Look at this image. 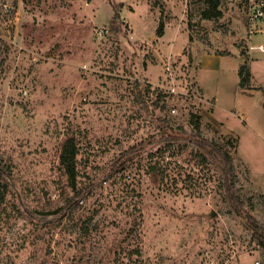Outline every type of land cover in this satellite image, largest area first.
<instances>
[{
    "label": "rangeland",
    "instance_id": "rangeland-1",
    "mask_svg": "<svg viewBox=\"0 0 264 264\" xmlns=\"http://www.w3.org/2000/svg\"><path fill=\"white\" fill-rule=\"evenodd\" d=\"M217 1L0 0V264H264L194 143L236 139L234 191L264 228V33Z\"/></svg>",
    "mask_w": 264,
    "mask_h": 264
},
{
    "label": "trees",
    "instance_id": "trees-1",
    "mask_svg": "<svg viewBox=\"0 0 264 264\" xmlns=\"http://www.w3.org/2000/svg\"><path fill=\"white\" fill-rule=\"evenodd\" d=\"M212 7L215 9L217 7V0H210ZM116 7V6H115ZM114 21H112L113 23ZM113 29L116 30L114 24H112ZM162 31L161 25L157 27V32L160 34ZM239 74V84L242 87L246 84L247 74H249V68L247 64L241 63L238 69ZM173 137L168 136L166 138L160 137L157 140L149 139L148 142L151 144H158L161 141H165L166 144L169 146L170 140ZM189 140V139H188ZM230 142L232 149L236 146V139H226L224 142L226 145ZM198 149L197 154L200 158L204 161L211 160L213 163H216L217 166L220 167L221 173L223 174V182L222 188L225 192V197L228 203L230 204L231 208L236 212L238 216H240L246 226L251 230L252 238L256 241V243L264 249V228L257 222V220L252 216L249 210L244 208V203L240 200V198L236 195L233 186L232 180V172H231V159H232V152L231 148H227L225 144L219 143L217 141L212 140H205L202 139L200 141L195 140L194 142ZM138 147H131L124 151V155L128 154L129 152H133L137 150ZM162 152V151H160ZM77 154V146L73 139V137H67L61 146V151L59 154V162L64 168V172L67 174L68 178H70L72 184H74L75 176H76V168H75V156ZM157 161H155L156 163ZM149 165L150 171H158L160 173H164V169H158L156 164ZM8 172V167L1 161L0 159V203L4 201L5 193L7 192V180L5 175ZM79 193L76 194L75 197L69 198L67 203L64 205V209L69 207L70 204L77 199ZM32 214L29 213L27 216H31Z\"/></svg>",
    "mask_w": 264,
    "mask_h": 264
},
{
    "label": "built area",
    "instance_id": "built-area-1",
    "mask_svg": "<svg viewBox=\"0 0 264 264\" xmlns=\"http://www.w3.org/2000/svg\"><path fill=\"white\" fill-rule=\"evenodd\" d=\"M246 16L249 23V33H264V0H244ZM257 48L264 51V42L250 43L249 49ZM238 110H234L237 112ZM254 264H261L255 262Z\"/></svg>",
    "mask_w": 264,
    "mask_h": 264
},
{
    "label": "crops",
    "instance_id": "crops-1",
    "mask_svg": "<svg viewBox=\"0 0 264 264\" xmlns=\"http://www.w3.org/2000/svg\"><path fill=\"white\" fill-rule=\"evenodd\" d=\"M259 42H264V39L258 40L257 43H259ZM237 59H238V58H237ZM238 60H239V61H238V65H237V68H236V69H238V66L241 64L240 62H241L242 60H244V59L239 58ZM200 69H201V67L199 66L198 71H199ZM197 80H198V77H197Z\"/></svg>",
    "mask_w": 264,
    "mask_h": 264
}]
</instances>
